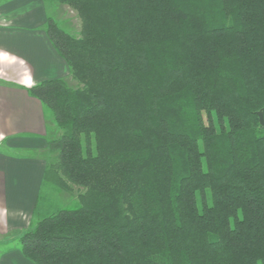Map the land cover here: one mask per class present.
I'll return each instance as SVG.
<instances>
[{"label": "trees", "instance_id": "trees-1", "mask_svg": "<svg viewBox=\"0 0 264 264\" xmlns=\"http://www.w3.org/2000/svg\"><path fill=\"white\" fill-rule=\"evenodd\" d=\"M76 82L29 93L62 131L44 182L79 206L31 225L34 264H264V0H43Z\"/></svg>", "mask_w": 264, "mask_h": 264}, {"label": "crops", "instance_id": "crops-1", "mask_svg": "<svg viewBox=\"0 0 264 264\" xmlns=\"http://www.w3.org/2000/svg\"><path fill=\"white\" fill-rule=\"evenodd\" d=\"M45 4L0 5V264H34L18 240L37 210L47 166L38 153L50 139L45 109L29 90L70 75L47 34Z\"/></svg>", "mask_w": 264, "mask_h": 264}, {"label": "rangeland", "instance_id": "rangeland-1", "mask_svg": "<svg viewBox=\"0 0 264 264\" xmlns=\"http://www.w3.org/2000/svg\"><path fill=\"white\" fill-rule=\"evenodd\" d=\"M9 0H0V5ZM46 10L48 19H51L54 24L59 26L64 31L74 35L75 37H80L82 22L77 12L72 8L55 2H46ZM65 80L71 87H76V82L72 79L71 75L67 76ZM46 116L48 120V134L49 139L56 137L61 134V130L55 124L53 116L51 113L46 111ZM22 154H28L27 152H22ZM39 157H44L47 160L48 149L41 150L38 153ZM84 189L73 186L71 191L61 190L49 182H44L41 194L39 197L37 210L33 215L29 228L32 224L37 223L43 218L56 213L60 209L69 208L73 209L79 206L78 195L83 192ZM28 228V229H29ZM27 229V230H28ZM26 230V231H27ZM25 231V232H26ZM24 232V233H25ZM15 244V243H14ZM16 245V244H15ZM21 248V247H20Z\"/></svg>", "mask_w": 264, "mask_h": 264}, {"label": "water", "instance_id": "water-1", "mask_svg": "<svg viewBox=\"0 0 264 264\" xmlns=\"http://www.w3.org/2000/svg\"><path fill=\"white\" fill-rule=\"evenodd\" d=\"M258 115H259V119H260V123H261V125L264 126V115H263V112L260 111V112L258 113Z\"/></svg>", "mask_w": 264, "mask_h": 264}]
</instances>
